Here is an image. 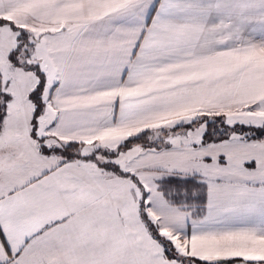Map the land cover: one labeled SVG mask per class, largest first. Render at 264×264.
<instances>
[{
  "label": "snow or ice",
  "instance_id": "6c2138e0",
  "mask_svg": "<svg viewBox=\"0 0 264 264\" xmlns=\"http://www.w3.org/2000/svg\"><path fill=\"white\" fill-rule=\"evenodd\" d=\"M0 264H264V0H0Z\"/></svg>",
  "mask_w": 264,
  "mask_h": 264
}]
</instances>
